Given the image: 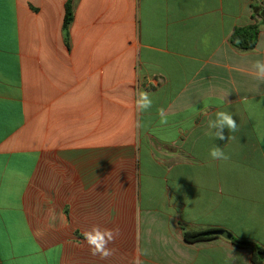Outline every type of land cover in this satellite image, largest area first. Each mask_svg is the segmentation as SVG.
<instances>
[{
    "label": "crops",
    "instance_id": "1",
    "mask_svg": "<svg viewBox=\"0 0 264 264\" xmlns=\"http://www.w3.org/2000/svg\"><path fill=\"white\" fill-rule=\"evenodd\" d=\"M253 24L254 49L235 47ZM257 60L264 0H0L1 264H130L137 248L143 264H253L251 248L184 231L264 248ZM217 111L234 139L208 134ZM93 225L120 230L107 259L83 240Z\"/></svg>",
    "mask_w": 264,
    "mask_h": 264
},
{
    "label": "clouds",
    "instance_id": "2",
    "mask_svg": "<svg viewBox=\"0 0 264 264\" xmlns=\"http://www.w3.org/2000/svg\"><path fill=\"white\" fill-rule=\"evenodd\" d=\"M252 67L255 69L254 75L258 80L264 81V61L257 60ZM151 95L147 91H139L135 100V107L138 112H147L152 107ZM160 117V124L168 123V116L165 109L160 108L157 110ZM136 127H142L141 122L137 121ZM209 135L213 136L216 140H229L234 139L231 136H225V130L229 133H234L238 129L237 121L234 116L228 111H217L215 119H210L207 123ZM209 155L213 160L227 161L228 155L223 148L215 145L210 151ZM54 218V210H53ZM119 228H102L99 225H93L90 230L82 233L83 240L89 246L93 256H99L101 259H107L113 255V249L110 247L115 239L119 236ZM149 255L147 249H135L130 264H143L141 256Z\"/></svg>",
    "mask_w": 264,
    "mask_h": 264
},
{
    "label": "trees",
    "instance_id": "3",
    "mask_svg": "<svg viewBox=\"0 0 264 264\" xmlns=\"http://www.w3.org/2000/svg\"><path fill=\"white\" fill-rule=\"evenodd\" d=\"M257 9V8H255ZM256 12H259L258 9ZM72 19V14L70 8H67V15L65 18L64 26H68L69 22ZM259 25L253 24L245 27H237L234 29L231 36V43L240 50H252L256 46L258 35H259ZM217 230L211 231H201V232H192L184 231V239L189 243H195L200 241H207L217 237L215 232ZM233 244L238 247H248L252 250V262L253 264H263L264 263V248L250 242L246 239L233 238ZM1 264V262H0Z\"/></svg>",
    "mask_w": 264,
    "mask_h": 264
},
{
    "label": "water",
    "instance_id": "4",
    "mask_svg": "<svg viewBox=\"0 0 264 264\" xmlns=\"http://www.w3.org/2000/svg\"><path fill=\"white\" fill-rule=\"evenodd\" d=\"M215 233H216V235H219V236H221V237H223L229 241H232L234 238L232 233L225 231V230L216 231Z\"/></svg>",
    "mask_w": 264,
    "mask_h": 264
}]
</instances>
